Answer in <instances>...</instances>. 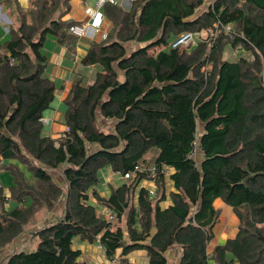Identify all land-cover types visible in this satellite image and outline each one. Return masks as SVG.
<instances>
[{
    "label": "trees",
    "instance_id": "obj_1",
    "mask_svg": "<svg viewBox=\"0 0 264 264\" xmlns=\"http://www.w3.org/2000/svg\"><path fill=\"white\" fill-rule=\"evenodd\" d=\"M72 1L0 0L11 21L0 29V174L13 183L8 196L0 187V261L91 264L78 239L99 243L108 264H133L136 250L148 264H264V0L106 3L107 38L88 40L79 61L93 75L73 72L60 118L69 131L54 139L42 121L58 90L44 48L52 36L76 56ZM187 33L195 43L173 49ZM104 168L130 173L108 197L95 191ZM216 199L233 208L238 234L208 252ZM23 235L35 248L7 252Z\"/></svg>",
    "mask_w": 264,
    "mask_h": 264
},
{
    "label": "crops",
    "instance_id": "obj_2",
    "mask_svg": "<svg viewBox=\"0 0 264 264\" xmlns=\"http://www.w3.org/2000/svg\"><path fill=\"white\" fill-rule=\"evenodd\" d=\"M98 0H73L71 2V12L64 19L67 21H74L78 24L85 22L89 19L88 10L92 11L96 7ZM118 4L128 7L129 3L124 0H116ZM23 5L28 4V0H20ZM111 22L107 19L104 22L103 32L107 33L110 30ZM0 29H4L1 25ZM90 39L83 38L79 41L77 46V54L75 57L67 56L66 49L58 46L56 38L49 36L46 42L47 55L50 58V64L48 66V74L53 81H55L58 90L56 98L51 107L43 113L42 120L44 123V130L47 135H51L52 138L57 139L65 131V126L60 123L61 115L66 111L64 100L67 97L71 89V76L74 71L77 73H84L87 77H92L94 68H85L79 64L81 58L86 54L88 49V43ZM98 41V40H97ZM45 51V48H44ZM76 59V60H75ZM202 133V128L199 131ZM174 173L173 169L168 168L166 170V190L167 193L176 192L173 182L170 180V176ZM100 184L96 187L95 191L103 196L108 197L111 194L113 187H120L126 181L118 173H112L108 168H104L99 173ZM0 181L4 185L6 195L9 194V187L12 186V177L8 173L0 174ZM141 186L151 188L150 182H143ZM171 204L170 199L163 202L161 205L163 208L168 207ZM215 208L221 212L219 222L215 225L213 232L214 238L208 246V252H212L216 246L223 245L227 240L233 239L238 234L239 219L235 214L233 208L221 199H216L214 202ZM62 207L58 206V209L53 213L46 215V218L39 224L45 225L48 220H52L57 216V213ZM99 212L105 213L107 210L103 207H98ZM33 245L28 238V235H23L16 244L10 245L7 248V252L11 253L15 250L27 249ZM74 248L80 250L82 253L81 260H88L91 264H108V260L105 258L102 248L99 243L87 244L82 243L78 239L74 241ZM121 250L117 251L115 260L117 261L120 256ZM127 260L133 264H148V258L145 250H136L130 253ZM0 264H3L0 261ZM234 264H239L235 261Z\"/></svg>",
    "mask_w": 264,
    "mask_h": 264
},
{
    "label": "built area",
    "instance_id": "obj_3",
    "mask_svg": "<svg viewBox=\"0 0 264 264\" xmlns=\"http://www.w3.org/2000/svg\"><path fill=\"white\" fill-rule=\"evenodd\" d=\"M127 3H131V0H124ZM106 3H110V4H117L116 0H98L96 2V7L94 10L90 11L88 10V15L90 16L89 19L85 22H82L80 24H76L75 26L71 27L70 31L72 32V34H74L75 36L79 37V38H88L90 40H98V41H102L105 40L107 38V33L103 32V26H104V22H105V16L103 14V6ZM128 5V7H129ZM0 21H2V24L4 26V30L7 32L6 29V25L8 24V18L2 14L1 10H0ZM195 39L196 36L193 33H187L185 35H182L181 37H179L173 44H172V48L173 49H178V48H182V47H186L189 46L190 44H194L195 43ZM76 60V59H75ZM44 123L45 121L42 120ZM65 131H69L68 128H65ZM64 131V132H65ZM200 148L201 152H202V148L200 146V144L198 142H195L193 145V149L190 153V158L194 159V152L196 150V148ZM135 170L138 171L140 170L139 166L135 167ZM151 174L149 176L150 180H152L155 176L156 173V168H152L150 170ZM130 177V173H126L124 174L123 178L124 179H128ZM1 185H3L0 181V187ZM149 193L152 196H155V189H149ZM108 213V211H107ZM111 216L107 215V218H110Z\"/></svg>",
    "mask_w": 264,
    "mask_h": 264
},
{
    "label": "rangeland",
    "instance_id": "obj_4",
    "mask_svg": "<svg viewBox=\"0 0 264 264\" xmlns=\"http://www.w3.org/2000/svg\"><path fill=\"white\" fill-rule=\"evenodd\" d=\"M5 13V12H4ZM3 14V13H2ZM0 23H2V21H0ZM1 26V24H0ZM160 48H154L153 50H151L149 53L152 55V54H155ZM45 52L47 53V48L45 46ZM226 59L228 60H235L237 59V55L235 52H233L230 48H226V56H225ZM194 159L197 160V161H200L201 160V157H202V152L200 150V148H196L195 152H194ZM35 248L34 244L32 246H30L27 251H31ZM3 255V254H2ZM1 256V255H0Z\"/></svg>",
    "mask_w": 264,
    "mask_h": 264
},
{
    "label": "clouds",
    "instance_id": "obj_5",
    "mask_svg": "<svg viewBox=\"0 0 264 264\" xmlns=\"http://www.w3.org/2000/svg\"><path fill=\"white\" fill-rule=\"evenodd\" d=\"M118 4V3H117ZM131 4V3H130ZM129 7H130V5H129ZM129 7H127V9L129 8ZM0 10H1V12H2V9H1V6H0ZM7 18H8V16L4 13V12H2ZM105 20H106V18H105ZM11 23V21L9 20V18H8V24H10ZM7 24V25H8ZM2 25V24H1ZM7 25L5 26L6 27V29H7ZM3 26V25H2ZM4 27V26H3ZM4 30V29H3ZM5 31V30H4ZM8 31V30H7ZM6 32V31H5Z\"/></svg>",
    "mask_w": 264,
    "mask_h": 264
},
{
    "label": "water",
    "instance_id": "obj_6",
    "mask_svg": "<svg viewBox=\"0 0 264 264\" xmlns=\"http://www.w3.org/2000/svg\"><path fill=\"white\" fill-rule=\"evenodd\" d=\"M71 21H68V23H70ZM10 23V22H9Z\"/></svg>",
    "mask_w": 264,
    "mask_h": 264
}]
</instances>
